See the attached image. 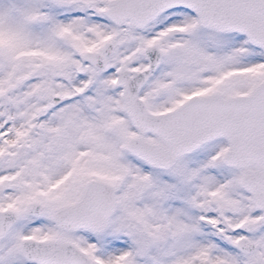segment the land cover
Returning a JSON list of instances; mask_svg holds the SVG:
<instances>
[{
	"label": "snow or ice",
	"instance_id": "obj_1",
	"mask_svg": "<svg viewBox=\"0 0 264 264\" xmlns=\"http://www.w3.org/2000/svg\"><path fill=\"white\" fill-rule=\"evenodd\" d=\"M0 264H264V0H0Z\"/></svg>",
	"mask_w": 264,
	"mask_h": 264
}]
</instances>
